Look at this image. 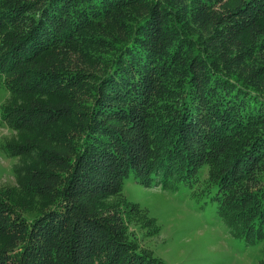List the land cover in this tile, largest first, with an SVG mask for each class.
Instances as JSON below:
<instances>
[{
    "label": "trees",
    "instance_id": "16d2710c",
    "mask_svg": "<svg viewBox=\"0 0 264 264\" xmlns=\"http://www.w3.org/2000/svg\"><path fill=\"white\" fill-rule=\"evenodd\" d=\"M222 1L0 0V39L22 26L0 46L1 89L65 92L63 104L86 118L44 131L54 156L73 165L55 187L44 169L58 167L28 137L49 121L0 105L8 129L27 138L1 152L28 159L19 183L31 188L1 191L0 264H162L128 236V225L143 227L134 210L105 206L128 179L195 194L206 214L215 208L235 254L264 244V0L225 15ZM93 31H111L108 43ZM27 64L45 71L27 78ZM118 120L141 136L127 138ZM13 192L33 198L36 215H19Z\"/></svg>",
    "mask_w": 264,
    "mask_h": 264
},
{
    "label": "rangeland",
    "instance_id": "374dc122",
    "mask_svg": "<svg viewBox=\"0 0 264 264\" xmlns=\"http://www.w3.org/2000/svg\"><path fill=\"white\" fill-rule=\"evenodd\" d=\"M240 1L241 0H223L221 4L223 7H226L221 10L223 15L230 11L239 10L242 5H245V0H242L244 4L241 6ZM243 12H245V10ZM21 27L20 25L18 29L14 28L15 30L12 28L2 30L1 33L5 36L0 39V46H3L5 41L13 36H19L17 34H20ZM108 34H111V31H93L90 33V36L100 37L103 42L108 43L109 38L104 36ZM93 41L97 42L96 39H93ZM23 66L25 70H23L24 76L30 79H33L38 71H45L36 69L29 64ZM80 67L83 68L84 71H88L87 73H92L91 71H93V68H89L83 64H81ZM81 84L91 86L92 82H86V80H84ZM29 95V91H25L19 95V98H14L5 93L0 87V105L3 107L11 106L14 101L17 107L19 106L25 111L23 112L25 114L34 115V113L39 112L41 116L38 117H41L40 122L43 121L42 125L46 124L44 120L49 121L45 129L44 127L36 128L28 137L33 144L38 143V145L34 144L36 149H42V154H45V163L58 167L45 168L44 170L48 173V180H50L55 187L60 186L64 181H67V178L73 173V165L67 163L68 157L63 152H59L57 156L58 158L64 157L66 160L64 158L61 160L54 156L56 152L51 151L54 144H50L48 134L44 131L48 130L49 135L53 137L52 133L56 132L67 122L69 125H78L81 117L82 123L85 124V112L80 108L64 105L63 103L66 101V98H64L65 92L62 91L55 92L54 94H39L38 96L41 98H31ZM76 95H78V92H76ZM240 98L246 102H250L247 96L242 95ZM53 103L56 104L53 105ZM72 108H74L73 111H70ZM259 109L262 110L263 108L260 106ZM64 110L65 112L61 116L59 113H62ZM252 110L253 108H250V111ZM71 112H75L77 116L74 115V117L76 118H69ZM119 118L122 121L123 118ZM100 124H102V122H100ZM128 124V120H124L122 124L121 122L119 123L118 120L114 123V126H122L123 134L129 139L140 137V130L128 128ZM28 133H30V131ZM19 135V132L16 130L11 131L8 129L7 121H2L0 115V145L2 143H12L13 141L18 142L20 138L21 140L27 141L26 137ZM26 144L32 145L30 142ZM21 145H24V143H21ZM34 155L38 154L35 152ZM28 163V159L22 157L10 159L6 157L0 149V197L1 191L10 193L11 191L9 190L18 189V187H20L19 185L24 187L26 192H30L31 188L29 183L27 184L28 186L25 184L23 186L19 183L21 179L23 180V178L27 177L25 171ZM67 166H69V168ZM22 170L24 175L21 172ZM163 188L164 187H162L161 183L158 181L151 182L144 186L133 179H128L120 194L104 201L108 210H110V208L115 209L118 204L125 209L134 210V215L139 219L143 227H136L135 224V226L128 225L127 227L130 230L128 231V236L135 235V237H137L143 252L152 255L156 260L162 262V264H264V244L261 245L258 250L248 249L245 252H241V254H235V246L232 244L233 231L229 230L226 226L225 228L222 227L221 224L214 221L215 208H212L211 211L206 214L205 211L200 209L198 203L191 200V197L195 194H190L191 197H188L186 192L175 194L169 187L168 189ZM254 188H256L255 185ZM12 194H15L13 196L14 198L21 200L20 203L24 207L25 214L19 215L24 216L28 214V217H31L33 214L36 215L37 211L32 207L35 202L33 198H30L28 194L26 196H16L14 192ZM28 198L32 200V203ZM9 204L11 203L8 202V205ZM10 207L14 209L12 205H10ZM122 218V221H125L124 217H121V219ZM121 224L125 225V223Z\"/></svg>",
    "mask_w": 264,
    "mask_h": 264
}]
</instances>
